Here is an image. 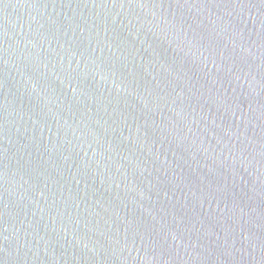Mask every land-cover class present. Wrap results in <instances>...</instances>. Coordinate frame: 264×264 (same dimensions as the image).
Masks as SVG:
<instances>
[{
    "label": "water",
    "instance_id": "95a60500",
    "mask_svg": "<svg viewBox=\"0 0 264 264\" xmlns=\"http://www.w3.org/2000/svg\"><path fill=\"white\" fill-rule=\"evenodd\" d=\"M0 264H264V0H0Z\"/></svg>",
    "mask_w": 264,
    "mask_h": 264
}]
</instances>
